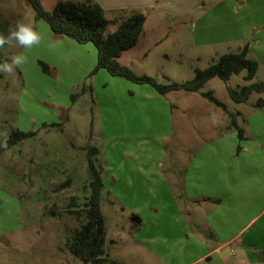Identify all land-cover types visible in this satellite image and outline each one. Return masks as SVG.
I'll return each mask as SVG.
<instances>
[{
	"label": "rangeland",
	"instance_id": "1",
	"mask_svg": "<svg viewBox=\"0 0 264 264\" xmlns=\"http://www.w3.org/2000/svg\"><path fill=\"white\" fill-rule=\"evenodd\" d=\"M41 3L49 11L56 0ZM120 11L105 16L130 15ZM143 15L145 35L121 54L119 62L160 83L190 80L195 68H205L223 53L242 48L241 42L199 39L191 13ZM17 20L32 25L42 38L28 50L15 41L0 47V63L15 54L27 57L11 73L0 72V141L16 129L35 133L0 155V264H91L71 255L65 245L84 222L82 213L71 211L80 210L90 194L89 157L105 181L100 194L105 254L119 264H154L138 238L148 234L163 238L176 226L170 213L162 212L166 207L179 210L181 220L187 206L181 192L186 165L213 159L210 149L219 142H234L235 152L222 160L223 166L235 159L236 145L242 140L235 129H230L232 137L217 132L229 117L202 93L211 92L229 113L241 109L247 119L262 114L255 106L260 94L252 92L245 102L234 103L227 87L261 82L262 73L246 81L242 70L226 82L211 78L196 92L161 95L148 84L132 83L104 69L93 72L92 43L55 36L45 21L34 18L26 0H0V35H7ZM115 27L109 23L106 32ZM39 61L48 65V72ZM81 88L85 92L72 100ZM91 147L95 153H90ZM233 164L216 167V174L222 176L227 170L228 176ZM202 201L205 209L209 203H219L210 197ZM147 205L159 211L152 216L159 224L154 232H139L142 218L136 213L140 208L151 212Z\"/></svg>",
	"mask_w": 264,
	"mask_h": 264
},
{
	"label": "crops",
	"instance_id": "2",
	"mask_svg": "<svg viewBox=\"0 0 264 264\" xmlns=\"http://www.w3.org/2000/svg\"><path fill=\"white\" fill-rule=\"evenodd\" d=\"M93 1L105 13L112 10H125V15L128 12L191 13V18L198 25L199 39H216L215 44H247V56L257 62L256 73H262L261 82L264 83V0ZM106 18L112 19L111 16ZM145 24L146 19L140 37L145 35ZM261 110L262 114L255 113L247 119L241 109L235 111L238 113L237 123L243 130L235 159L222 166V160L235 152V143L219 142L214 149H210L213 159H201L186 165L181 192L187 206L183 207L181 220L179 210L166 207L162 212H169L176 226H170L163 238H159L160 234L142 235L144 238L137 236L139 246L150 253L151 262L264 264V105ZM217 129V132L231 137L234 133L230 130L233 128L229 126V121ZM229 162L235 163L229 175L227 170H223L225 173L222 176L217 175L216 167L226 168ZM206 197L217 199L219 203H209L211 206L205 209L202 203L206 202L200 203V199ZM146 209L151 212L140 208L136 213L142 218L139 232H154L159 222L152 216L158 215L159 211L149 205ZM137 215L135 219H138Z\"/></svg>",
	"mask_w": 264,
	"mask_h": 264
},
{
	"label": "trees",
	"instance_id": "3",
	"mask_svg": "<svg viewBox=\"0 0 264 264\" xmlns=\"http://www.w3.org/2000/svg\"><path fill=\"white\" fill-rule=\"evenodd\" d=\"M34 12L36 20L45 21L55 36L66 37L78 43H92L96 49V64L93 72L104 69L110 75L122 77L135 84H148L159 94L169 91L184 90L196 92L208 80L217 77L226 82L233 74L246 70L244 80L250 81L257 71V62L248 58V45L244 44L238 52H226L212 61L207 67L194 69V75L190 80L182 83L170 81L160 83L154 77L146 74H136L128 66L122 65L119 58L124 51L134 47L142 33L145 17L141 12H133L123 19H107L104 10L93 0H58L51 10H46L41 0H26ZM7 23V22H6ZM109 23L115 24V29L107 33ZM39 65L45 72L49 71L48 65L39 61ZM228 95L234 103H242L247 100L252 92L260 94L255 101V106L264 105V83L253 82L236 89L227 87ZM85 92L74 93L72 100ZM207 100L220 107L229 117V126L236 130L238 140L243 139V130L237 123V112L229 113L225 105L212 96L211 92L202 93ZM33 131L23 132L18 129L11 131L8 137L0 141V155L24 138L31 137ZM240 146L237 145V151ZM96 148H90V153H95ZM89 187L90 194L80 210H72V213H82L84 222L75 229L66 242L67 251L83 263L91 264H119L115 259H109L105 254L103 245L105 242V223L100 209V194L102 181L100 171L95 166L94 160L89 157ZM134 217V216H133Z\"/></svg>",
	"mask_w": 264,
	"mask_h": 264
},
{
	"label": "clouds",
	"instance_id": "4",
	"mask_svg": "<svg viewBox=\"0 0 264 264\" xmlns=\"http://www.w3.org/2000/svg\"><path fill=\"white\" fill-rule=\"evenodd\" d=\"M41 38V34L32 25L17 20L14 26H9L7 35H0V47L15 41L22 49L28 50L38 45ZM26 60L27 57L23 53L12 55L7 62L0 63V72L11 73L14 68L26 63Z\"/></svg>",
	"mask_w": 264,
	"mask_h": 264
}]
</instances>
